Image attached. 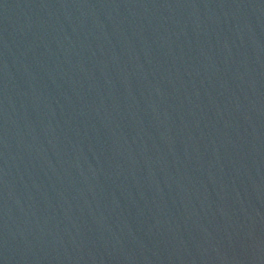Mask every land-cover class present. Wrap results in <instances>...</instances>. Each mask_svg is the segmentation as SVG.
Instances as JSON below:
<instances>
[{
  "label": "water",
  "instance_id": "water-1",
  "mask_svg": "<svg viewBox=\"0 0 264 264\" xmlns=\"http://www.w3.org/2000/svg\"><path fill=\"white\" fill-rule=\"evenodd\" d=\"M0 264H86L52 211L1 146Z\"/></svg>",
  "mask_w": 264,
  "mask_h": 264
}]
</instances>
